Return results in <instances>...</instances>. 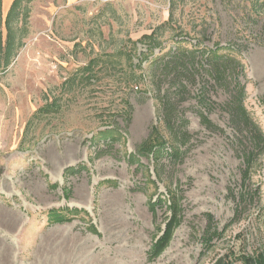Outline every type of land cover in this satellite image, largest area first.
<instances>
[{
    "label": "rangeland",
    "instance_id": "1",
    "mask_svg": "<svg viewBox=\"0 0 264 264\" xmlns=\"http://www.w3.org/2000/svg\"><path fill=\"white\" fill-rule=\"evenodd\" d=\"M4 1L0 264L264 260V0Z\"/></svg>",
    "mask_w": 264,
    "mask_h": 264
},
{
    "label": "trees",
    "instance_id": "2",
    "mask_svg": "<svg viewBox=\"0 0 264 264\" xmlns=\"http://www.w3.org/2000/svg\"><path fill=\"white\" fill-rule=\"evenodd\" d=\"M14 7H16V6H14ZM12 13H14V9H13V12ZM151 37L152 36H147V37H145V39H148L149 40V39H151ZM1 50H3L5 52V54H6V57H5L6 58L5 59L6 65L5 66L7 67V66H9L11 64L10 61L12 62V58L15 56L14 55L15 50L14 51L12 50L11 42L10 41H8V43L5 45V47H2ZM148 52H153V48H151ZM213 54L216 55L217 54V51L214 52ZM221 70H223V68H216V71L219 74V79L221 78V74H222V71ZM239 102L241 103L240 98L239 99L237 98V99H235V103L233 105H237V104H239ZM242 112L245 113V116H246V111L244 109H243ZM235 113H236V111H235ZM237 113H238V115H237V119L238 120L237 121H239V123L244 124L246 121H248L247 120V117L242 118V117H240L242 115L239 116V109H237ZM241 120H244V122H242ZM205 121L209 124V122L207 120H205ZM109 133H111V132H109ZM258 136H257V138H256V136L255 137L253 136L254 137V141H255L256 144L260 143L258 141H261V140L263 141L264 140V136L263 135H261V137H258ZM156 138H158V137L152 138L151 140H149L147 143H145L142 146L141 153L143 155H147L148 153H151V154H153V155L156 156L157 153L160 150H162V148L164 147V145L166 144V142H164L163 140L159 141V138H158V142L153 143V141ZM248 160H250V157L247 158V160H246V163L247 164L245 163V165H248ZM160 203H161V201H160ZM175 212H177V209H176V211H174L173 217L171 218L170 223L167 225V228H166V231H165L164 236L161 237L158 240V242L155 244L156 245V248H157L156 249L157 250V253L160 252V251H162L167 246L170 238L172 237V234L174 232V229H175V227L177 226V224L179 222V219L176 217V215H175L176 213ZM256 264H264V260L260 259L258 262H256Z\"/></svg>",
    "mask_w": 264,
    "mask_h": 264
},
{
    "label": "crops",
    "instance_id": "3",
    "mask_svg": "<svg viewBox=\"0 0 264 264\" xmlns=\"http://www.w3.org/2000/svg\"><path fill=\"white\" fill-rule=\"evenodd\" d=\"M11 1L13 2L14 0H5L4 2H5V4L7 5V6H4V11H6L7 12V14H8V11L10 10V5H11ZM3 22H5V17H4V20H3Z\"/></svg>",
    "mask_w": 264,
    "mask_h": 264
}]
</instances>
